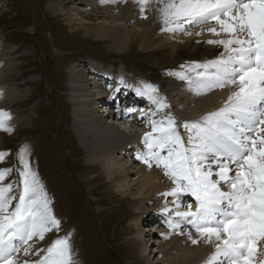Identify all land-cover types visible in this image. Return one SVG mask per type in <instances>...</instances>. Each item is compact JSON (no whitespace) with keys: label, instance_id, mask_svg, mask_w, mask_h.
Here are the masks:
<instances>
[{"label":"snow or ice","instance_id":"1","mask_svg":"<svg viewBox=\"0 0 264 264\" xmlns=\"http://www.w3.org/2000/svg\"><path fill=\"white\" fill-rule=\"evenodd\" d=\"M132 2L141 18L152 12L162 32L192 35L188 28L212 24L206 31L218 38L205 43L222 49L219 55L169 74L197 96L229 89L219 108L178 121L156 86L135 88L155 108L142 110L150 130L140 139L143 150L136 160L160 169L172 185L159 194L167 226L193 245L201 240L212 244L205 264H256L257 245L264 244V0ZM11 119L9 111L0 109V131H14ZM9 155L0 151V163ZM29 155L28 145H22L13 164L0 168V264H79L71 233L59 235L61 220ZM53 232L54 238L37 246Z\"/></svg>","mask_w":264,"mask_h":264},{"label":"rangeland","instance_id":"2","mask_svg":"<svg viewBox=\"0 0 264 264\" xmlns=\"http://www.w3.org/2000/svg\"><path fill=\"white\" fill-rule=\"evenodd\" d=\"M51 1L63 0H0V53L9 51L10 59L18 61L16 64L19 65V76L16 78V85L23 95L22 101L16 105V118L27 120L19 128L17 123L11 124L14 128L11 134L0 131L3 142L0 151L10 152L7 161L0 163V168L11 166L17 150L22 145H28L31 164L52 198L55 215L61 220L59 235L71 233V243L79 264H170V260L172 264H184L185 249H190L193 259L197 258V246L204 241L201 240L196 245L190 242V246H184L187 237L171 231L167 226V214L159 209V203L165 202L160 193L152 194L149 201L147 198L140 201V196L134 197L141 187L139 167L143 165L136 160V153L143 150V144H139L140 149L132 148L129 155L125 150L118 152L117 157L120 160L118 164H112L113 176L110 177L104 164L93 165L86 158L73 127L75 115L70 98L72 90L69 74L75 71L76 66L85 68L84 75L95 72V79L89 80L92 85L88 91L92 92L94 84L98 86L100 83L97 101L100 100L101 105L107 106L96 115L105 119L107 125L111 122L113 124L109 125H116L121 132L129 135L132 129H126L112 115L117 116L128 111V120L132 121L130 118L134 119L140 109H143L140 105L145 104L143 107H148V100L134 94L132 89L135 90L143 83H150L167 99L158 83L168 78H176L169 73L180 72L182 69L156 68L149 65V53H144L141 48L129 50L125 47L128 49L127 53L107 50V43L88 38L81 29H76L75 33L68 25L71 23L76 26L77 23L92 28L105 27L108 32L122 28L126 32H132L134 39L142 41L154 27L148 21V16L146 19L140 18L136 22L123 24L117 20L116 10L109 13V17L113 19H101L97 14L100 10L94 12L97 6L92 5V9L83 4V8L77 6L79 9H73L76 6L75 1L62 5L63 14L53 15L46 10V5ZM101 8L104 9L103 5L98 7ZM86 13L89 17L85 16ZM67 20L70 22L67 23ZM211 26L213 25L207 24L188 28L192 35L161 30L156 35L162 38L165 45L178 40L196 44L198 41L201 43L218 38L207 33L206 29ZM202 28L205 29L203 34L196 36L195 33ZM108 43L112 45L111 42ZM183 86L187 90L185 82ZM125 87L130 88V98H137L127 102L124 94L125 98L122 95L117 97L119 93L116 92L126 91ZM220 90L215 89L211 94ZM204 95L202 98L205 102L207 96ZM134 104L140 108L137 113V108L133 111L130 109L129 105ZM201 104L198 101L186 106V112L194 114L196 109L203 110ZM94 107L92 105V111ZM110 110H113L111 114ZM177 110L178 108L172 106L173 115L178 114ZM200 116L202 115L185 120H196ZM125 117L126 114L124 119ZM142 120H145L144 115L136 123L142 125ZM180 132L186 140L184 129L180 128ZM120 163L126 168L119 171ZM151 169L153 173L156 172L155 167ZM157 170L161 180L159 183L164 186L171 185L162 171ZM124 182L127 186H119ZM186 200L190 201L191 198ZM171 201L172 198L169 197L170 207ZM56 235L55 232L48 234L45 241L39 242L37 246L46 245ZM165 236L168 238L165 239ZM206 255L209 258L211 254ZM21 256L22 253L20 259H24ZM255 260L256 264L264 261V244L257 245ZM205 261L198 264H205Z\"/></svg>","mask_w":264,"mask_h":264},{"label":"bare ground","instance_id":"3","mask_svg":"<svg viewBox=\"0 0 264 264\" xmlns=\"http://www.w3.org/2000/svg\"><path fill=\"white\" fill-rule=\"evenodd\" d=\"M74 1L76 2L74 3L76 6L72 7L73 9H79L77 8V6H81V9L83 8V4L92 9L94 6H97V9L94 10V12L100 10L97 12V14H99L98 17H101V19H113L112 17H109V13L114 10H116L118 13L117 20H120L123 24H125L126 22H136L141 18L139 9L132 2V0H127V2L117 0L116 3H101V0H63L61 2L51 1L46 5V10L53 15H61L63 10L62 5L64 3L71 4V2ZM102 5L104 9H98V7ZM87 14L88 13H86L85 16H88ZM146 15L148 16V21L154 27H152V31L147 33V38L142 41L134 39L132 32H126L122 28H117L114 31L108 32L105 27L92 28L77 23L76 27L72 26L75 24L69 23L70 20H67L66 22L69 23L68 25L72 27V31L75 30V33L76 29H81L88 38H92L94 40L97 39L98 41L107 43V50H117L118 52L125 51V53H127L128 49L133 50L136 48H141L144 53H149V55L147 56V63L156 68L173 67L178 69V67L181 68V65L188 66L194 63H204L205 61L215 59L219 55V52L222 51V49H217L212 45H208L207 43H205V41L193 44L187 42L183 43L178 40L172 42V44L165 45L163 44L164 41L162 40V38H159V35H156L160 31V29H158V31H155L157 28H160L161 25L155 20L154 14L152 12H148L146 13ZM35 28L36 26H34V29ZM108 34H114V36H110ZM108 42H111L113 46ZM125 47L128 49H126ZM10 58L11 54L9 53V51L4 50L2 51V53H0V93L3 94L2 97H0V109L9 111L12 114L10 124L17 123V126L19 128L20 126L24 125L27 120L24 119L26 121H22V118H16V112L18 109L16 105L17 103L22 101L21 98L23 92L16 85L18 81L16 78L19 76V65L16 64V62L18 61ZM85 71V68H82V66L78 65L76 66L75 71L69 74V83L71 86L70 89L72 90L70 98L73 106V113L75 115L73 119L75 124L73 125V127L75 129L78 141L80 142L89 163L93 165L101 163L102 166L104 164L106 173H108V175L112 177V164H118L120 160L117 157L118 152L120 153L121 151L125 150L127 155H129L130 151H133L132 148L140 149L141 146H139V144H141L140 139L143 136V133L147 130H150L146 127V118L145 120H142L140 122L142 125L136 123L138 121V118L140 116H143L141 111L143 110V113H148L150 110L154 111L155 108L154 106L150 107V105H148V107H143L146 106L145 104L139 106L143 109L135 106V104L134 106L129 105L132 111L137 108V110L135 111L136 113L140 109V113L138 112V114L136 115V117L138 118L135 117L133 119V117H131L133 116V114H131L130 119H132V121L128 120L130 114L128 111H126L127 113H120L117 116L112 115V117L117 119V122L121 123V125L126 127V129H132L130 130L129 135H127L123 131L121 132V129H118L116 125L115 127L114 125H109L111 122L107 125V121L105 119L98 118V116L96 115L100 111V109L102 111V109H105L107 107L106 105H101L100 100L97 101L100 94V83L98 86L93 83L94 88L92 92L88 91L89 86L92 85V82H90L89 80H94L96 77V73L93 72L92 75L90 73L84 75ZM102 84L104 83L102 82ZM158 84L159 89L163 91L165 96H167V101L171 105L170 111L172 109V106L173 108H178V110L176 111V113L178 112V114L174 115L178 121H180V119H183L184 121L191 120L192 117L204 115L207 112L219 108L222 104V101L226 99L227 95L229 94L228 88L221 89L214 94H211V92H209L207 93L209 95H204L207 96L205 97L206 101L204 102L202 98L203 95L197 96L192 92L187 91L183 86V81L177 78H168L167 80L159 82ZM124 90L126 91L118 90L116 92L119 93L117 94V97L121 95L124 97L125 95L127 102L133 98H137L135 96L133 98H130V96L128 95L130 88L125 87ZM132 90L135 94V90ZM92 93H95V95L92 96ZM172 97L174 99H172ZM170 100L172 102H169ZM198 101L202 103L201 107H204V109L202 108L203 110H201V108L199 107L201 111H198V109H196L193 112L194 114L187 113L186 110H188V108L186 106H189L193 103L196 104V102ZM92 105H95L93 111ZM112 111L113 110H110V114ZM124 114H126L125 119ZM156 118L159 119L160 117L158 116ZM2 143V137L0 135V147L2 146ZM119 165V171L126 168V166H123V164L121 163ZM157 169L158 168H155L156 172L153 173L151 171L152 169H149L145 164L139 167V172L141 174L140 176H142L140 180L141 187L134 195V197L140 196L138 197L140 201L146 198L149 201L152 194H159L168 190L167 187H172V185L165 184L164 186L159 183L161 182V180ZM100 179L101 178H98V180ZM166 180H168V178ZM119 186H127V183H120ZM135 201H138V199ZM164 203L165 202L159 203V209H162ZM184 242L185 247L190 246V241L188 239ZM213 251L214 246L212 244L204 242L201 245L197 246L196 252L198 256L197 258L193 259V254L191 253L190 249H185L183 254L184 264H198V262L207 260L208 258L206 254H212ZM169 262L170 264H172V260H170ZM157 264L160 263L158 262Z\"/></svg>","mask_w":264,"mask_h":264},{"label":"trees","instance_id":"4","mask_svg":"<svg viewBox=\"0 0 264 264\" xmlns=\"http://www.w3.org/2000/svg\"><path fill=\"white\" fill-rule=\"evenodd\" d=\"M92 72V71H91ZM109 103V102H108Z\"/></svg>","mask_w":264,"mask_h":264}]
</instances>
